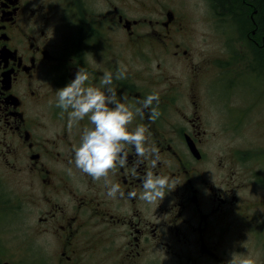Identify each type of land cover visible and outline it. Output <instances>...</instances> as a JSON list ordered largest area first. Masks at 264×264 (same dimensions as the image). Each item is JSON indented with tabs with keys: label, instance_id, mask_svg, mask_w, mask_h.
Instances as JSON below:
<instances>
[{
	"label": "flooded vegetation",
	"instance_id": "flooded-vegetation-1",
	"mask_svg": "<svg viewBox=\"0 0 264 264\" xmlns=\"http://www.w3.org/2000/svg\"><path fill=\"white\" fill-rule=\"evenodd\" d=\"M263 3L200 0L199 23L184 0H0V264L264 259ZM212 39L257 54L193 47ZM81 67L102 88L105 72L126 69L111 87L133 109L160 97L154 123L146 109L130 126L149 128L157 166L145 160L132 175L129 149L128 167L109 175L124 198H108L104 180L73 162L92 125L70 128L55 91ZM149 170L176 181L151 204L140 199Z\"/></svg>",
	"mask_w": 264,
	"mask_h": 264
},
{
	"label": "clouds",
	"instance_id": "clouds-1",
	"mask_svg": "<svg viewBox=\"0 0 264 264\" xmlns=\"http://www.w3.org/2000/svg\"><path fill=\"white\" fill-rule=\"evenodd\" d=\"M125 70L117 69L115 73L105 72L100 84L88 85L89 73L83 67L78 68L74 80L55 91L56 107L68 114V126L89 119L91 127H85L78 146L73 147L75 167L94 181L104 180L106 195L115 199L125 197L119 183H113L109 175L116 169L128 167L129 149L135 153V159L128 171L136 175L137 169L145 160H150L155 169L159 160V148L151 142V133L144 124L131 128L136 116L144 117L148 111L150 122H155L161 115L159 111L160 97L151 93L143 100H138L140 107L133 109L127 103V95L117 99L116 90L111 87L113 79L125 78ZM123 101V102H122ZM71 171V170H69ZM175 178L158 175L154 171H146L142 178V194L140 199L151 204L162 201L175 185ZM135 198L136 192L127 193ZM228 264H256L250 255L233 252Z\"/></svg>",
	"mask_w": 264,
	"mask_h": 264
},
{
	"label": "rangeland",
	"instance_id": "rangeland-1",
	"mask_svg": "<svg viewBox=\"0 0 264 264\" xmlns=\"http://www.w3.org/2000/svg\"><path fill=\"white\" fill-rule=\"evenodd\" d=\"M185 2V12H187V15L189 16V18L193 17V16H200L199 18V23H203V22H208V19L206 17H204L203 13H207V11L205 10L204 6L200 3V0H184ZM202 5L201 8L198 7L199 5ZM201 32V31H199ZM197 39V38H196ZM190 43V42H189ZM210 44H206V45H196L193 44V47L198 48V52H203L206 54H212V53H228L230 51L236 52V54H242L246 53L249 55H256L257 51L256 48L249 45L247 46V44L244 42H237V41H232V42H228L230 44H224L219 42L218 39L216 40H210L209 41ZM219 43V44H218ZM259 53H264L263 52H259ZM235 66H236V62H234ZM240 67V66H239ZM238 67V70H239ZM248 83L244 84L243 86H247ZM252 258H254L256 260V264H260L261 263V259L264 261L262 257V255L260 254H255V256L250 255Z\"/></svg>",
	"mask_w": 264,
	"mask_h": 264
},
{
	"label": "trees",
	"instance_id": "trees-1",
	"mask_svg": "<svg viewBox=\"0 0 264 264\" xmlns=\"http://www.w3.org/2000/svg\"><path fill=\"white\" fill-rule=\"evenodd\" d=\"M222 7L228 5L229 0H217ZM261 20L264 21V3L261 5Z\"/></svg>",
	"mask_w": 264,
	"mask_h": 264
}]
</instances>
